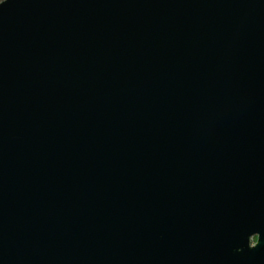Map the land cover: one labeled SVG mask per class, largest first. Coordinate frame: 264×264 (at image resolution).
<instances>
[{"label": "water", "instance_id": "obj_1", "mask_svg": "<svg viewBox=\"0 0 264 264\" xmlns=\"http://www.w3.org/2000/svg\"><path fill=\"white\" fill-rule=\"evenodd\" d=\"M0 264H264V0H3Z\"/></svg>", "mask_w": 264, "mask_h": 264}, {"label": "flooded vegetation", "instance_id": "obj_2", "mask_svg": "<svg viewBox=\"0 0 264 264\" xmlns=\"http://www.w3.org/2000/svg\"><path fill=\"white\" fill-rule=\"evenodd\" d=\"M256 241H257V238L256 237L251 238L250 239V246L253 247L254 244L256 243Z\"/></svg>", "mask_w": 264, "mask_h": 264}, {"label": "snow or ice", "instance_id": "obj_3", "mask_svg": "<svg viewBox=\"0 0 264 264\" xmlns=\"http://www.w3.org/2000/svg\"><path fill=\"white\" fill-rule=\"evenodd\" d=\"M0 3H3V0H0Z\"/></svg>", "mask_w": 264, "mask_h": 264}]
</instances>
